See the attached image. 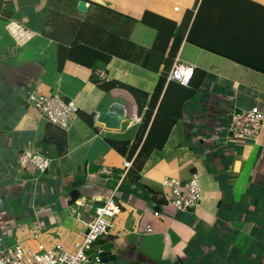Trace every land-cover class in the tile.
I'll return each mask as SVG.
<instances>
[{
    "label": "crops",
    "instance_id": "crops-1",
    "mask_svg": "<svg viewBox=\"0 0 264 264\" xmlns=\"http://www.w3.org/2000/svg\"><path fill=\"white\" fill-rule=\"evenodd\" d=\"M79 1L0 0V248L74 250L92 208L115 190L119 211L90 264H264V122L255 139L226 136L233 105L264 112V69L229 59L264 68V0H85L86 10ZM145 11L182 32L174 57L173 37L165 44L142 23ZM9 19L32 33L24 45L6 30ZM236 26L242 39L226 30ZM175 62L193 66L187 86L165 82ZM31 91L72 101L68 128L40 116L25 101ZM112 105L124 117L116 130L96 121ZM60 134V155L42 145ZM110 138L129 141L123 153ZM26 149L50 157L44 173L20 168ZM194 173L200 204L181 212L162 179ZM74 182L80 196L68 205Z\"/></svg>",
    "mask_w": 264,
    "mask_h": 264
},
{
    "label": "built area",
    "instance_id": "built-area-1",
    "mask_svg": "<svg viewBox=\"0 0 264 264\" xmlns=\"http://www.w3.org/2000/svg\"><path fill=\"white\" fill-rule=\"evenodd\" d=\"M6 30L13 38L15 45L22 46L28 42L32 33L17 20L9 19ZM99 76L105 78L106 74L100 72ZM193 76V66L184 62H175L171 66L166 81H174L187 86ZM25 101L40 116L59 128L66 129L76 117L77 107L75 104L61 97L59 92L40 93L29 92ZM264 112L257 103L249 106H237L229 116L226 136L237 140L248 141L255 139L263 126ZM50 157L39 152L23 150L18 155L20 168L34 174L44 173L50 164ZM111 169L102 167L101 173L110 175ZM162 184L169 188L168 200L176 209L188 212L199 206L200 187L199 177L192 174L190 179L182 182L179 179L164 177ZM113 190L105 199H99L100 204L92 208V214L87 222V230L80 242L74 244V250H65L60 244L49 249L32 250L23 248L19 244L0 248V264H90L99 261V258L91 256L90 249L94 243L108 233L110 219L119 211L114 201ZM154 215H158L154 212ZM146 230L149 232L150 228Z\"/></svg>",
    "mask_w": 264,
    "mask_h": 264
},
{
    "label": "trees",
    "instance_id": "trees-1",
    "mask_svg": "<svg viewBox=\"0 0 264 264\" xmlns=\"http://www.w3.org/2000/svg\"><path fill=\"white\" fill-rule=\"evenodd\" d=\"M228 1V0H226ZM227 11V10H226ZM224 12L222 14V17H226L227 16V12ZM158 14L157 13H154V12H151V11H145L144 14H143V17L141 18V22L144 23L145 25L151 27L152 29H157V34L159 37H164V35H166L165 37V44L168 43L169 41V38L172 36L173 37V43H172V47L171 48V58L174 57V55L176 54V51L178 50V47L180 45V42H181V39H182V32L181 34H177V33H173V29H174V26H175V22H170L171 24V27L166 29L165 27H160L158 26V22L156 21V18H157ZM193 20H196V16L194 17ZM227 32H229V34L231 35V37H233L232 35H238L236 38H241L244 36V33L242 32V30L239 29V26H236L235 28H229V29H226ZM155 42L153 44V47H155ZM253 46V45H252ZM107 59V58H106ZM231 59L232 61H235L237 63H241L242 65H245V66H248V67H251L255 70H262L264 68H262V66L259 64L258 67L254 64H251L249 61L247 60H244V61H241L239 62L238 59L236 57L234 58H229ZM169 59L167 60V65L169 63ZM177 83V82H176ZM179 84V83H178ZM161 90H162V83L160 82L157 86V89H156V93L159 95L161 93ZM64 136L62 134H60L59 136H57L56 139H49L47 138V136L44 137V139L41 140V143L42 145H46L47 141L48 142H51L52 144L57 145V149L52 151V153L56 152L57 154H61L64 149H65V142H64ZM110 142L118 149V151H120L121 153L124 152L125 148H126V145L128 144V140H123V141H116L114 139H109ZM61 150H59V149ZM146 153L147 151H144V150H140L135 159L133 160V165L134 164H138L139 160L142 158V159H145L146 158ZM51 154V153H50ZM52 155V154H51ZM142 164H143V161H140V163L137 165L138 166V169L137 171H139L142 167ZM138 176V174H137Z\"/></svg>",
    "mask_w": 264,
    "mask_h": 264
},
{
    "label": "water",
    "instance_id": "water-1",
    "mask_svg": "<svg viewBox=\"0 0 264 264\" xmlns=\"http://www.w3.org/2000/svg\"><path fill=\"white\" fill-rule=\"evenodd\" d=\"M77 7L80 10H86L87 6L85 0H80ZM123 119V112L117 105H112L107 110L98 112V115L96 117V121L104 124V127L115 130L119 129L120 123ZM78 183L79 182L72 183V189L69 192L68 205H72V203H74L75 200H77L80 196V192L76 188ZM99 256L104 259L102 261H105V258L110 255L107 252H100Z\"/></svg>",
    "mask_w": 264,
    "mask_h": 264
},
{
    "label": "clouds",
    "instance_id": "clouds-1",
    "mask_svg": "<svg viewBox=\"0 0 264 264\" xmlns=\"http://www.w3.org/2000/svg\"><path fill=\"white\" fill-rule=\"evenodd\" d=\"M194 69V68H193ZM192 79V78H191ZM191 81V80H190ZM165 82L167 83V81H166V78H165ZM169 82V81H168ZM170 82H174V81H170ZM181 85V84H180ZM228 122H229V120H228ZM56 126V125H55ZM227 126H228V124H227ZM58 127V126H57ZM226 129H227V127H226ZM192 175V174H191ZM191 177V176H190ZM190 179V178H189ZM188 179V180H189ZM187 180V181H188ZM181 181V180H180ZM182 182H186V181H182ZM199 187H200V184H199ZM200 197H201V190H200ZM164 198H165V200L166 201H168V196H166L165 195V193H164ZM171 203V202H170ZM172 204V203H171ZM199 204H200V199H199ZM173 205V204H172ZM174 206V205H173ZM175 207V206H174ZM176 208V207H175ZM178 210V209H177ZM192 210H194V209H192ZM180 211V210H179ZM191 211V210H190ZM181 212H184V211H181ZM189 212V211H188ZM158 213V212H157ZM155 216H157V215H155Z\"/></svg>",
    "mask_w": 264,
    "mask_h": 264
},
{
    "label": "rangeland",
    "instance_id": "rangeland-1",
    "mask_svg": "<svg viewBox=\"0 0 264 264\" xmlns=\"http://www.w3.org/2000/svg\"><path fill=\"white\" fill-rule=\"evenodd\" d=\"M222 7L225 8L224 2H222ZM216 8H217V12L219 13V15L223 14L226 11V10H223V11L218 10V5L216 6ZM236 107H237V105H233V107H232V109H231V111L229 113V116H230L231 112L233 111V109L236 108Z\"/></svg>",
    "mask_w": 264,
    "mask_h": 264
}]
</instances>
